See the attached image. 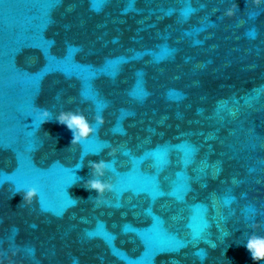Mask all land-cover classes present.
I'll return each instance as SVG.
<instances>
[{
	"label": "water",
	"instance_id": "obj_1",
	"mask_svg": "<svg viewBox=\"0 0 264 264\" xmlns=\"http://www.w3.org/2000/svg\"><path fill=\"white\" fill-rule=\"evenodd\" d=\"M37 106L95 131L71 146ZM89 160L111 163L98 200ZM253 230L264 2L0 0V264H254Z\"/></svg>",
	"mask_w": 264,
	"mask_h": 264
},
{
	"label": "clouds",
	"instance_id": "obj_2",
	"mask_svg": "<svg viewBox=\"0 0 264 264\" xmlns=\"http://www.w3.org/2000/svg\"><path fill=\"white\" fill-rule=\"evenodd\" d=\"M262 2H264V0H252L254 7H259ZM236 11H238V9L237 5L234 3L224 10L223 15L230 18L235 15ZM53 119H55L57 123L66 126V128L72 133L71 146L80 144L82 141L90 137L95 131L88 118L79 109L75 111L62 110L58 113L53 114L47 108L43 106H37L34 116H32L33 122L39 121V128L37 129V131L41 129V126L43 124ZM94 120L97 126L103 124L102 115H96L94 117ZM111 154V151H109V155ZM110 164L111 163L108 160H100L98 162L89 160L87 163V166L90 169V178L84 182L83 186L89 191H95L97 195L94 198H97V200L99 197L103 196L106 191L111 190V185L106 183L103 179L106 172L110 170ZM77 165L79 166H75L76 169H80L84 166V163L81 161ZM17 193L22 194L23 199L21 204L30 205L33 200L39 199V192L34 187L18 189L13 192V195ZM71 199L73 200V202L79 201L78 199ZM251 226L253 229H255L256 227H258V224L253 223ZM243 244L246 247L247 251L250 253L251 259L254 264H264V236L257 235L253 230V232L247 236V239L245 242H243Z\"/></svg>",
	"mask_w": 264,
	"mask_h": 264
},
{
	"label": "snow or ice",
	"instance_id": "obj_3",
	"mask_svg": "<svg viewBox=\"0 0 264 264\" xmlns=\"http://www.w3.org/2000/svg\"><path fill=\"white\" fill-rule=\"evenodd\" d=\"M78 166H79V165H76V167H78ZM110 167H111V165H110ZM112 170H113V171H115V169H114V168H112ZM253 223H254V222H253Z\"/></svg>",
	"mask_w": 264,
	"mask_h": 264
}]
</instances>
